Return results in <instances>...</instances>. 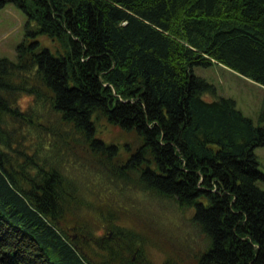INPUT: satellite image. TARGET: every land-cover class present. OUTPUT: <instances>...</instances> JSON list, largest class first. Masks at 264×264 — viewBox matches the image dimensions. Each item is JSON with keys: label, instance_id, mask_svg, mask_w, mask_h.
Returning a JSON list of instances; mask_svg holds the SVG:
<instances>
[{"label": "trees", "instance_id": "16d2710c", "mask_svg": "<svg viewBox=\"0 0 264 264\" xmlns=\"http://www.w3.org/2000/svg\"><path fill=\"white\" fill-rule=\"evenodd\" d=\"M8 3L27 20L16 60L0 57V264H124L120 254L137 241L140 250L143 237L108 206L97 218L114 233L96 244L98 263L60 226L69 200L90 194L77 198L75 176L51 162L59 125L86 151L117 158L119 146L97 134L100 119L134 136L109 171L190 210L207 239L196 264H264V172L254 151L264 145V112L254 123L193 70L221 64L264 88V0L0 8Z\"/></svg>", "mask_w": 264, "mask_h": 264}, {"label": "rangeland", "instance_id": "374dc122", "mask_svg": "<svg viewBox=\"0 0 264 264\" xmlns=\"http://www.w3.org/2000/svg\"><path fill=\"white\" fill-rule=\"evenodd\" d=\"M26 20V14L12 3L0 8V57L16 60V46L24 37ZM193 70L196 75L214 84L217 96L233 98L237 107L257 124L259 115L264 112V88L261 85L217 63L195 66ZM27 102V96L22 97L21 105L25 106ZM59 131L65 142L59 135L57 141L61 151L59 148L50 155L51 162L64 167L70 177L75 176L82 191L81 195L76 193L77 198L90 194V202L87 203L83 202L84 199L69 200L60 220V226L68 236L75 239L98 263L99 247L96 244L99 246L114 233L111 225H102L97 218L99 212L103 214L108 206L120 223L126 226L125 229L131 227L144 239L140 250L136 249L137 241L128 252L120 254L124 264H129V258H132L133 264H196L198 255L207 245V239L191 223L190 210L183 211L171 199L144 190L130 175L128 179H122L109 171L112 163L125 157L122 144L134 143L133 134L100 119L97 123L98 136L105 142L118 145L120 149L119 157L107 159L91 150L86 151L81 137L74 134L68 125L60 124ZM254 151L259 160V169L264 172V145L256 147ZM257 184L264 189V179L258 180ZM105 203L110 205H102ZM84 228L89 230L90 236L82 231ZM87 237L97 249L85 243ZM114 240L109 245H114ZM111 264L115 263L112 261Z\"/></svg>", "mask_w": 264, "mask_h": 264}]
</instances>
